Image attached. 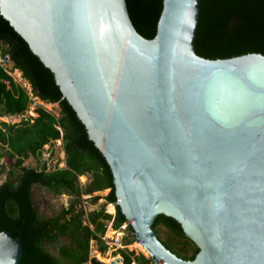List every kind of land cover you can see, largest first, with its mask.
Here are the masks:
<instances>
[{
    "label": "water",
    "instance_id": "1",
    "mask_svg": "<svg viewBox=\"0 0 264 264\" xmlns=\"http://www.w3.org/2000/svg\"><path fill=\"white\" fill-rule=\"evenodd\" d=\"M200 10L164 0L147 39L127 0H0L105 157L114 206L154 264H264V55L198 56ZM159 215L196 244L194 260L162 242ZM23 253L0 232V264Z\"/></svg>",
    "mask_w": 264,
    "mask_h": 264
},
{
    "label": "trees",
    "instance_id": "2",
    "mask_svg": "<svg viewBox=\"0 0 264 264\" xmlns=\"http://www.w3.org/2000/svg\"><path fill=\"white\" fill-rule=\"evenodd\" d=\"M130 18L137 31L147 39L157 34L164 0H127ZM8 53L30 82L35 94L43 101L59 104V117L44 108H37L38 117L20 126L4 124L0 130V158L8 163V179L0 185V232H10L22 240L24 253L20 264H84L90 260V243L97 242L102 254L107 246L101 235L106 232L113 215L105 208L90 213L76 210V204L85 195L107 190L105 196H94L93 201L104 199L115 204L114 176L105 157L90 139L86 126L64 97L56 83L54 73L33 53L29 44L0 15V46ZM198 56L210 60L230 59L246 54L264 55V0H201L200 23L196 39ZM9 82V83H6ZM27 90L16 83L0 66V114H23L30 106ZM67 167L48 172L25 164L30 158L41 163V152L51 141L62 137ZM88 176L86 185L80 176ZM1 176V172H0ZM39 184L54 192L67 193L75 201L64 208L60 215L46 218L33 203V187ZM126 217L117 207L114 226L120 227ZM164 226L182 240V247L175 249L168 242L167 248L185 260H194L199 252L196 244L184 233L173 218L159 215L153 225L157 232ZM130 232H134L129 227ZM159 235V234H158ZM66 238L70 243L62 246L61 257L56 258L46 248L48 243ZM127 244L133 243L126 239ZM98 254V253H97ZM125 264H131L134 253L123 252ZM138 264H151L143 254L135 256ZM93 264H104L92 259Z\"/></svg>",
    "mask_w": 264,
    "mask_h": 264
},
{
    "label": "built area",
    "instance_id": "3",
    "mask_svg": "<svg viewBox=\"0 0 264 264\" xmlns=\"http://www.w3.org/2000/svg\"><path fill=\"white\" fill-rule=\"evenodd\" d=\"M0 66L5 70V72H7L13 78V80L16 83H18L20 86H22L27 90V93L29 94L31 100L29 109L23 114H6V113L0 114V130L4 128V124L12 125V126H20L23 122L28 120H31V122H33L34 119L38 117L37 108L39 107L44 108L45 110L53 113L56 117H59L58 113H56L53 110H49L47 108V106L53 107L54 105L59 106V104L57 103L52 104L43 101L40 97H38L35 94L30 82L24 77L23 72L17 66H15V63L12 61L10 55L8 53H4L2 49L0 50ZM31 105L34 106L33 111H29ZM57 128L62 132V128L60 126H57ZM57 143L60 145L59 147L62 150L61 158L63 163L58 162L52 165L49 164L48 159H52L53 153H56L58 147L54 145H56ZM45 147L48 148L45 149ZM45 151L47 152L46 154ZM41 153L43 156L45 155L48 157V159H45L44 156L43 161L41 157V166H42L41 169L44 168L46 171L51 172L58 169L66 168L67 164H66V154L64 150L63 132H62V137L60 139L51 141L49 144H46L42 149ZM115 204L112 205L114 206ZM112 215H113V219L109 222L106 232L103 235H101L102 242L107 246L109 250L106 251V256L109 255L110 258L114 260V262L111 264H125V258L122 255L123 252H126L127 254L134 253V256H132L131 264H138L137 261L135 260V256L141 254H143L147 259H150L151 264H154L153 260L151 259L146 249H143L142 242L136 240L134 232H130L129 230L130 225L128 222H125L123 225H121L118 228L114 226L116 207H115V212ZM126 239H131L133 243L127 244L125 242ZM100 254L102 255L101 252Z\"/></svg>",
    "mask_w": 264,
    "mask_h": 264
},
{
    "label": "rangeland",
    "instance_id": "4",
    "mask_svg": "<svg viewBox=\"0 0 264 264\" xmlns=\"http://www.w3.org/2000/svg\"><path fill=\"white\" fill-rule=\"evenodd\" d=\"M4 48H5L4 45L0 46V50ZM33 108L34 106L31 105L29 111H33ZM47 108L59 114L58 105H54L53 107L47 106ZM54 146L58 148L56 150V153H53L52 159H48V157L44 155L45 159H48L49 164H52V165L58 162L63 163L62 158H61L62 150L59 147L60 145L57 143ZM47 148L48 147H45V149ZM46 153L47 152L45 151V154ZM44 156L41 153L42 161L44 160ZM25 164L32 168L40 169L42 167L41 163L39 162L37 158H30L25 162ZM0 172H1V176H0V185H1L3 182H5L8 179V176H9L8 163L5 159H2V158H0ZM88 182H89L88 176L86 175L80 176V183L82 185H86ZM107 192H108L107 190H104V191L96 192L93 195H85L83 197V201H81L79 204H76L77 206L76 210L79 211L83 209L85 212L90 213L91 211L100 210L101 208L104 207L107 213L112 214L111 212H108L107 207L109 204L106 205L104 199H100L97 202L93 201L94 196L103 197L107 194ZM32 194H33V203L35 207L37 208L38 212L46 218L56 217L60 215L64 208H67L71 204V202L75 201L74 198L67 193L58 194L54 192L53 190L45 188L39 184L34 185ZM157 231H158L159 236L163 239V241L168 242L175 249H180L182 247L183 244H182L181 238L172 234L164 226H159L157 228ZM69 243L70 242L66 238L62 237L59 239L58 242L46 244L45 248L56 258H60L61 257V253H60L61 247L67 246L69 245ZM98 251L100 250L98 248L97 242L95 240H92L90 243V260L84 264H91L92 259L94 258L99 260L100 262H103L104 264H111L114 262V260L111 259L109 255L106 256V253L101 255L99 254L100 252ZM107 251L109 250L107 249Z\"/></svg>",
    "mask_w": 264,
    "mask_h": 264
},
{
    "label": "bare ground",
    "instance_id": "5",
    "mask_svg": "<svg viewBox=\"0 0 264 264\" xmlns=\"http://www.w3.org/2000/svg\"><path fill=\"white\" fill-rule=\"evenodd\" d=\"M107 209H108V212H111L112 214L115 212V207L112 204H109ZM143 249L145 248L143 247Z\"/></svg>",
    "mask_w": 264,
    "mask_h": 264
},
{
    "label": "flooded vegetation",
    "instance_id": "6",
    "mask_svg": "<svg viewBox=\"0 0 264 264\" xmlns=\"http://www.w3.org/2000/svg\"><path fill=\"white\" fill-rule=\"evenodd\" d=\"M100 254V253H99Z\"/></svg>",
    "mask_w": 264,
    "mask_h": 264
}]
</instances>
